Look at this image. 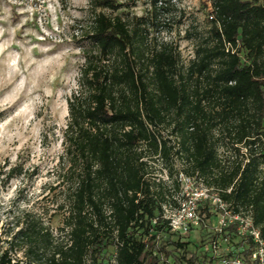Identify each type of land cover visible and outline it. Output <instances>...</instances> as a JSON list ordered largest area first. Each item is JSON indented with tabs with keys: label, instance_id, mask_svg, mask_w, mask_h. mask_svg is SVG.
<instances>
[{
	"label": "trees",
	"instance_id": "obj_1",
	"mask_svg": "<svg viewBox=\"0 0 264 264\" xmlns=\"http://www.w3.org/2000/svg\"><path fill=\"white\" fill-rule=\"evenodd\" d=\"M89 4L87 59L64 131L68 239L28 215L11 239L26 261L5 250L0 264L205 263L204 239L191 250L164 217L170 190L149 175L156 158L171 174L181 158L264 237V0H204L207 24L187 30L196 40L187 63L177 44L150 38L169 24L161 16L177 10L172 0H151L142 15L106 12L131 6L120 0ZM23 173L16 165L5 177Z\"/></svg>",
	"mask_w": 264,
	"mask_h": 264
},
{
	"label": "rangeland",
	"instance_id": "obj_2",
	"mask_svg": "<svg viewBox=\"0 0 264 264\" xmlns=\"http://www.w3.org/2000/svg\"><path fill=\"white\" fill-rule=\"evenodd\" d=\"M120 1L131 6L106 12L142 15L151 0ZM172 2L177 10L161 16L169 24L153 28L150 38L177 44L187 63L196 43L186 36L187 30L193 25L205 27L208 9L204 0ZM93 15L89 0H0V253L8 250L13 262L26 261L11 239L28 215L50 227L56 241L68 239L65 220L71 182L64 173V131L69 98L80 88ZM162 131L169 136L167 129ZM149 161L151 179L161 180L170 190L164 205L175 206L179 175H189L183 170L186 163L176 157L171 174L165 161ZM16 165L24 173L6 180L5 172ZM193 178L195 185L209 187L203 179ZM210 221L183 237L191 250L198 251L199 241L207 239ZM113 253L110 248L108 254Z\"/></svg>",
	"mask_w": 264,
	"mask_h": 264
},
{
	"label": "built area",
	"instance_id": "obj_3",
	"mask_svg": "<svg viewBox=\"0 0 264 264\" xmlns=\"http://www.w3.org/2000/svg\"><path fill=\"white\" fill-rule=\"evenodd\" d=\"M178 180L177 205H164V217L172 231L183 236L214 217L202 245L207 254L203 264H249L241 252L247 248L252 261L264 264V237L250 212L234 211L217 189L195 185L191 175L180 173Z\"/></svg>",
	"mask_w": 264,
	"mask_h": 264
}]
</instances>
